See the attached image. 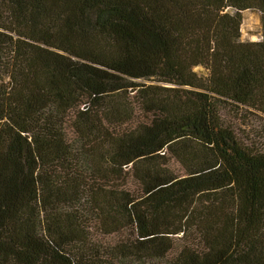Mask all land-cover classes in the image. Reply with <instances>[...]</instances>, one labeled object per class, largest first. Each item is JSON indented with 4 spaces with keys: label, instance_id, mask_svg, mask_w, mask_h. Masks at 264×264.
<instances>
[{
    "label": "trees",
    "instance_id": "trees-1",
    "mask_svg": "<svg viewBox=\"0 0 264 264\" xmlns=\"http://www.w3.org/2000/svg\"><path fill=\"white\" fill-rule=\"evenodd\" d=\"M239 110L264 114V0H0V264H264Z\"/></svg>",
    "mask_w": 264,
    "mask_h": 264
},
{
    "label": "rangeland",
    "instance_id": "rangeland-1",
    "mask_svg": "<svg viewBox=\"0 0 264 264\" xmlns=\"http://www.w3.org/2000/svg\"><path fill=\"white\" fill-rule=\"evenodd\" d=\"M228 10H234L233 8H226ZM242 20L240 24V39L241 40H259L261 38V11L257 8H246L241 11ZM194 69L198 73H205V69L202 65H197ZM139 82L145 83H161L165 85H170L166 82H161L156 79V77L151 76L150 78L140 77L133 78ZM132 93V92H128ZM126 94V93H125ZM135 113L130 124L137 123L138 121L144 120V114L141 112L140 108L135 105ZM246 110H239L238 112H223V116L228 118V120H233L236 122L238 128H245V133L248 134L250 140H254L257 144L264 146V118L260 116L264 114L260 112H245ZM260 113V114H259ZM233 125V124H232ZM241 129H237L239 132ZM169 165L173 168H180V164L175 160H169Z\"/></svg>",
    "mask_w": 264,
    "mask_h": 264
}]
</instances>
